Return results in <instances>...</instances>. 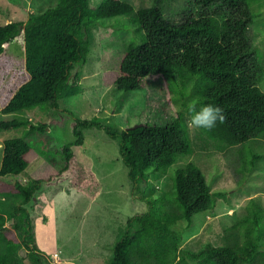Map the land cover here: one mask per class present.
<instances>
[{"label": "trees", "instance_id": "obj_1", "mask_svg": "<svg viewBox=\"0 0 264 264\" xmlns=\"http://www.w3.org/2000/svg\"><path fill=\"white\" fill-rule=\"evenodd\" d=\"M169 0H151L135 8L126 0H55L31 12L25 22L11 20L0 25V111L10 113L49 103L50 121L29 118L0 120V130L23 126L22 135L3 140L0 163V196L12 193L21 201L11 209L0 202V264H13L17 243L22 241L33 264H45L33 244L28 205L47 186L67 180L77 191L94 197L100 181L90 159L82 155L85 138L81 127L97 125L119 145L127 175L142 188L149 173L164 171L179 155L191 152L186 117L178 111L165 123H140L119 128L98 119L75 117L73 139L57 147L48 126L63 121L58 100L82 90L75 66L83 65L89 52V27L102 20L128 16L134 27L130 42L117 69L104 74L107 83L128 92L143 89L148 78H161L171 91L172 83L192 85L196 110L206 104L222 109L225 120L205 135L226 144H238L264 134V90L260 58L247 35L259 10L251 0H195L202 11L174 22L164 17ZM230 10L232 14H227ZM16 42L22 54L12 50ZM190 107V108H191ZM193 113L191 112V115ZM43 155L42 162L28 173L25 183L9 182L6 175L25 172ZM58 155V157H57ZM252 159L251 163L253 164ZM201 168L188 161L172 175L170 190L158 196L145 195L146 211L129 217L113 243L107 264H242L259 254L264 230V211L253 199L244 216L241 243H207L197 251L181 248L184 231L194 213L215 204ZM185 218V226L179 221Z\"/></svg>", "mask_w": 264, "mask_h": 264}, {"label": "rangeland", "instance_id": "obj_2", "mask_svg": "<svg viewBox=\"0 0 264 264\" xmlns=\"http://www.w3.org/2000/svg\"><path fill=\"white\" fill-rule=\"evenodd\" d=\"M54 1L0 0V25L11 20L25 22L31 12ZM100 1L90 0V4L94 7ZM126 1L135 8L151 4V0ZM251 6L259 10V14L253 19L247 35L260 58L262 77L258 85L264 90V0H251ZM200 11L202 9L195 0H169L164 6V17L178 22L196 16ZM226 12L232 14L230 10ZM134 36L128 16L105 19L89 27L87 60L73 68L79 74L82 90L58 100V107L65 109L63 121L47 129L53 134L58 148L74 138L72 122L75 117L95 118L112 126L128 128L140 123H165L182 111L189 127L190 107L196 95L192 85L184 88L180 83H172L173 90L170 91L161 78L151 77L143 89L123 92L104 80L106 70L117 69L128 44L136 42ZM11 46L14 52L22 54L19 44L13 42ZM48 104L24 111H0V120L29 118L33 122L49 123L53 109ZM23 130V126L0 130V163L3 140L20 136ZM81 131L85 138L81 153L90 159L100 188L94 197H89L75 190L65 179L39 191L33 204L27 206L33 244L42 252L45 264H107L112 245L124 230L127 219L148 208L144 196L154 197L170 190L175 169L188 161L201 168L216 197L212 209L191 216L181 248L197 251L207 243H241L250 200L264 211V134L244 143L226 144L208 137L200 129L189 127L191 152L179 155L166 170L149 173L146 183L138 188L128 178V168L121 159L117 141L104 127L82 126ZM42 160L43 155L39 154L25 172L6 175L5 179L25 183L28 173ZM20 201L21 197L16 194L0 196V202L10 209ZM186 223L183 218L178 224L185 226ZM4 244L0 243V251H4ZM259 250L252 262L242 264H264V230ZM12 263L33 264L29 249L20 240Z\"/></svg>", "mask_w": 264, "mask_h": 264}, {"label": "clouds", "instance_id": "obj_3", "mask_svg": "<svg viewBox=\"0 0 264 264\" xmlns=\"http://www.w3.org/2000/svg\"><path fill=\"white\" fill-rule=\"evenodd\" d=\"M190 111L193 114L189 121V127L192 128L211 130L218 121L222 123L225 120L222 109L211 104L203 105L199 110L192 106Z\"/></svg>", "mask_w": 264, "mask_h": 264}, {"label": "water", "instance_id": "obj_4", "mask_svg": "<svg viewBox=\"0 0 264 264\" xmlns=\"http://www.w3.org/2000/svg\"><path fill=\"white\" fill-rule=\"evenodd\" d=\"M132 127H135V126H132Z\"/></svg>", "mask_w": 264, "mask_h": 264}]
</instances>
